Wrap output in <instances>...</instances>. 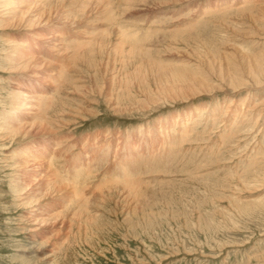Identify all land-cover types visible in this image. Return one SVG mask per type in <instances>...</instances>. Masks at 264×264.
<instances>
[{"label":"rangeland","instance_id":"obj_1","mask_svg":"<svg viewBox=\"0 0 264 264\" xmlns=\"http://www.w3.org/2000/svg\"><path fill=\"white\" fill-rule=\"evenodd\" d=\"M0 264H264V0H0Z\"/></svg>","mask_w":264,"mask_h":264},{"label":"bare ground","instance_id":"obj_2","mask_svg":"<svg viewBox=\"0 0 264 264\" xmlns=\"http://www.w3.org/2000/svg\"><path fill=\"white\" fill-rule=\"evenodd\" d=\"M27 0H20V2H26ZM10 3H11V0H10ZM14 4H16V3H14ZM11 5V4H10ZM19 5V4H18ZM18 7V6H17ZM28 8V7H27ZM239 9V8H238ZM14 10V9H13ZM58 13V12H57ZM40 15V14H39ZM30 16V15H29ZM30 18V17H29ZM28 19V18H27ZM32 19V18H31ZM32 21V20H31ZM37 21V20H36ZM34 24H35V22H34ZM43 24V23H42ZM35 27V26H34ZM31 36H32V41H43L44 39V37L46 38V36H44V35H42V34H40V33H37V32H35V33H32L31 34ZM30 36V37H31ZM54 37V36H53ZM52 38V37H51ZM56 38H58L57 36H56ZM55 38V39H56ZM53 39V38H52ZM58 40V39H57ZM52 43V42H51ZM56 43V42H55ZM16 44V43H15ZM47 45V44H46ZM52 49V48H51ZM138 50V49H137ZM22 54H23V52H22ZM18 54V53H14V54H12V57H15L16 58V61L18 62H21L22 60H23V62H24V60H27V61H30V60H33L34 59V54L35 53H33V52H29V53H27L26 55L25 54ZM30 58V59H29ZM246 58V57H245ZM35 60L37 61V59H34V62H35ZM22 63V62H21ZM25 63H27V62H25ZM32 63V62H31ZM25 65V64H24ZM28 65V64H27ZM18 66V65H17ZM34 66V65H33ZM107 66V65H106ZM22 68V67H21ZM190 73V72H189ZM113 75V74H112ZM188 75V74H187ZM178 78V77H177ZM176 79V78H175ZM178 84V83H177ZM183 84V83H182ZM185 84V83H184ZM34 93V92H33ZM34 95H37V94H35L34 93ZM42 98V97H41ZM26 99H30V102L29 103H32V101L34 100V99H36V97L34 96V97H29V96H26ZM25 97L23 98V100H21V102H20V105L21 106H23V107H25V108H27V103H25ZM34 101H36V100H34ZM19 103V102H18ZM49 103H51V102H49ZM15 105V104H14ZM19 105V104H18ZM47 105V104H46ZM30 104H29V106H28V108H30ZM51 106V105H50ZM20 108H22V107H20ZM145 108V107H144ZM18 109V108H17ZM24 109V108H23ZM228 110V109H227ZM246 110V109H245ZM26 112V111H25ZM28 113V112H27ZM58 113V112H57ZM60 114V113H59ZM237 121V120H236ZM38 122V121H37ZM26 124V123H25ZM33 124H35V123H33ZM45 124V123H44ZM21 125V124H20ZM36 125V124H35ZM192 125V124H191ZM204 125V124H203ZM23 126V125H22ZM30 126H32V125H30ZM45 126V125H44ZM24 127L26 128V126L24 125ZM33 127H34V125H33ZM33 127H32V129H33ZM38 127H39V124H38ZM21 128V127H20ZM31 128V127H30ZM40 129H42V128H40ZM25 130V129H24ZM47 130V129H46ZM22 131H23V129H22ZM21 130H20V132H22ZM39 131V130H38ZM187 131V130H186ZM48 133V132H47ZM233 133V132H232ZM239 133V132H238ZM26 134V133H25ZM37 135V134H36ZM99 137V136H98ZM198 138V137H197ZM89 139V138H88ZM96 139V138H95ZM97 140H99V138L97 139ZM96 140V141H97ZM208 140V139H207ZM85 141H86V139H85ZM90 141V140H89ZM100 141V140H99ZM87 142V141H86ZM106 142H107V140H106ZM101 143V142H100ZM88 144V143H87ZM106 144V143H105ZM112 145L110 142H108V145ZM86 145V144H85ZM92 145V144H91ZM118 145V144H117ZM199 145V144H198ZM87 146V145H86ZM103 146V145H102ZM102 146L101 145H99V144H95V149H96V151L98 152V153H100V152H102ZM111 147V146H110ZM79 150V149H78ZM95 151V152H96ZM110 152V151H109ZM116 152H117V149L115 150V154H116ZM104 153H106V151L104 152ZM102 154V158H103V155H105V154ZM84 154V153H83ZM96 154V153H95ZM107 154H108V152H107ZM106 154V155H107ZM162 155V154H161ZM90 156V155H89ZM93 156V155H92ZM95 156V155H94ZM98 155H96V157H97ZM113 156H116V155H114L113 154ZM101 157V156H100ZM106 157V156H105ZM50 158H51V156H50ZM84 158V157H83ZM90 158V157H89ZM93 158V157H92ZM98 158V157H97ZM86 159V158H85ZM101 159V158H100ZM104 159V158H103ZM169 159V158H168ZM91 160V159H90ZM90 160H84L85 161V163L87 162H90ZM105 160V159H104ZM136 160V159H135ZM140 160V159H139ZM93 161V160H92ZM95 161H97V160H95ZM101 161V160H100ZM103 161V160H102ZM26 163V162H25ZM85 163H84V165H85ZM94 163V162H93ZM95 164V163H94ZM101 165H102V163H101ZM139 165V164H138ZM155 167V166H154ZM37 169V168H36ZM78 171V170H77ZM40 172V171H39ZM51 174V173H50ZM79 176V175H78ZM78 179V178H77ZM42 180V179H41ZM29 184V183H28ZM25 187H26V185H25ZM62 188V187H61ZM58 189H60V188H58ZM29 230V229H28Z\"/></svg>","mask_w":264,"mask_h":264}]
</instances>
